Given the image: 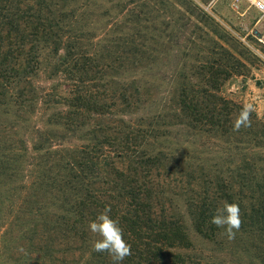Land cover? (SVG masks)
Segmentation results:
<instances>
[{"label":"trees","instance_id":"obj_1","mask_svg":"<svg viewBox=\"0 0 264 264\" xmlns=\"http://www.w3.org/2000/svg\"><path fill=\"white\" fill-rule=\"evenodd\" d=\"M221 32L191 0H0V264H114L108 207L120 264H264V118L233 131Z\"/></svg>","mask_w":264,"mask_h":264},{"label":"rangeland","instance_id":"obj_2","mask_svg":"<svg viewBox=\"0 0 264 264\" xmlns=\"http://www.w3.org/2000/svg\"><path fill=\"white\" fill-rule=\"evenodd\" d=\"M191 1L218 23L225 41L222 45L245 66L241 75L232 76L224 83L222 96L241 105L251 103L254 112L264 118V15L244 0Z\"/></svg>","mask_w":264,"mask_h":264},{"label":"clouds","instance_id":"obj_3","mask_svg":"<svg viewBox=\"0 0 264 264\" xmlns=\"http://www.w3.org/2000/svg\"><path fill=\"white\" fill-rule=\"evenodd\" d=\"M254 107L251 103H245L239 114L233 121V131H240L242 128H249L252 125V113ZM111 208H105L98 214L95 220L90 221L88 228L91 233L99 238L93 243V251L97 253H108L114 264H120L128 256L132 255L131 245L124 239L123 229L119 226L118 220L111 218ZM240 206L238 203L225 201L222 208H218L211 217L210 224L217 228L225 229L229 241L235 239L236 233L242 226ZM259 264V261H257Z\"/></svg>","mask_w":264,"mask_h":264},{"label":"built area","instance_id":"obj_4","mask_svg":"<svg viewBox=\"0 0 264 264\" xmlns=\"http://www.w3.org/2000/svg\"><path fill=\"white\" fill-rule=\"evenodd\" d=\"M250 7H252L255 11H257L259 14L264 15V0H244ZM257 34L256 32H254ZM259 35V34H258ZM252 51L259 56L260 54L258 51L252 49ZM260 57V56H259Z\"/></svg>","mask_w":264,"mask_h":264}]
</instances>
